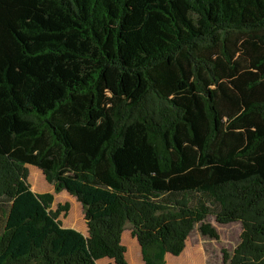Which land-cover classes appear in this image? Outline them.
Wrapping results in <instances>:
<instances>
[{"label": "trees", "instance_id": "1", "mask_svg": "<svg viewBox=\"0 0 264 264\" xmlns=\"http://www.w3.org/2000/svg\"><path fill=\"white\" fill-rule=\"evenodd\" d=\"M209 216L264 264V0H0V264H128L127 225L165 264Z\"/></svg>", "mask_w": 264, "mask_h": 264}, {"label": "rangeland", "instance_id": "2", "mask_svg": "<svg viewBox=\"0 0 264 264\" xmlns=\"http://www.w3.org/2000/svg\"><path fill=\"white\" fill-rule=\"evenodd\" d=\"M28 168L30 172L28 181L33 191L36 193L52 192L53 187L47 183L42 172L33 166H28ZM59 204L69 206L68 215L64 217L62 213L59 217L63 227L75 229L88 237L81 204L65 191L55 195L52 209L56 210ZM206 222L216 229L219 238L204 236L200 231V224H196L184 250L186 264H228L223 260V250L231 254L238 246L242 234V225L239 222L220 224L216 222L213 216H209ZM130 229L131 226L127 225L123 233V245L127 248L126 260L128 264H143L140 247L136 239L132 237ZM172 257L176 261L180 260L178 257ZM112 262L115 264L114 261ZM98 264H102V262L99 261Z\"/></svg>", "mask_w": 264, "mask_h": 264}, {"label": "crops", "instance_id": "3", "mask_svg": "<svg viewBox=\"0 0 264 264\" xmlns=\"http://www.w3.org/2000/svg\"><path fill=\"white\" fill-rule=\"evenodd\" d=\"M43 174V173H42ZM46 193H48V192H46ZM51 193H54V190H53V188H52V192ZM56 195V194H55ZM184 252L185 251H183L182 253H181V255H179V256H175V257H178L180 260L179 261H176V260H174V258L172 257L173 255H171V254H167L166 255V263L165 264H186V255L184 254ZM184 255H185V257H184ZM171 259V260H170ZM99 261H101L102 262V264H113V262L112 261H114V260H111V259H109V258H104L103 260L101 259V260H99ZM99 261H97V264H98V262ZM201 264V263H200Z\"/></svg>", "mask_w": 264, "mask_h": 264}]
</instances>
